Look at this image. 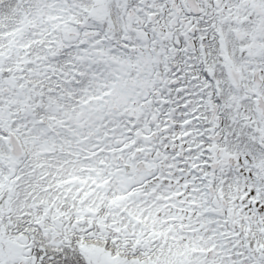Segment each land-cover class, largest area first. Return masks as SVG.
Returning a JSON list of instances; mask_svg holds the SVG:
<instances>
[{
    "label": "snow or ice",
    "instance_id": "snow-or-ice-1",
    "mask_svg": "<svg viewBox=\"0 0 264 264\" xmlns=\"http://www.w3.org/2000/svg\"><path fill=\"white\" fill-rule=\"evenodd\" d=\"M0 264H264V0H0Z\"/></svg>",
    "mask_w": 264,
    "mask_h": 264
}]
</instances>
